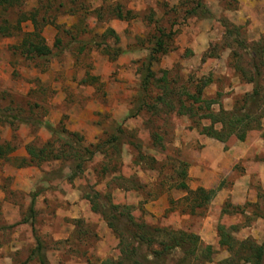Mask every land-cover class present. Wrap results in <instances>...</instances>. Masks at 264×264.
Segmentation results:
<instances>
[{"label":"rangeland","instance_id":"374dc122","mask_svg":"<svg viewBox=\"0 0 264 264\" xmlns=\"http://www.w3.org/2000/svg\"><path fill=\"white\" fill-rule=\"evenodd\" d=\"M118 11L131 16L118 19ZM0 27L10 34L0 35V111L76 133L89 152L100 147L81 155L82 170L69 180L66 164L19 166L26 144L52 139L45 128L0 120V145L9 147L0 157V264H37L28 258L33 232L47 264L120 260L116 232L123 220L115 228L90 210L86 195L101 208L129 207L136 223L165 230L159 240L167 232L196 236L213 251L201 264L231 258L217 245V226L264 251V115L243 141L218 142L198 134L208 123L195 106L192 118L176 113L200 78L210 80L201 97L215 100L214 113L231 111L250 92V63L264 61V0H20L0 7ZM32 31L50 49L47 59L16 50ZM150 54L153 77L142 104L138 70ZM260 74L263 93L264 69ZM162 87L165 105L154 99ZM111 136L118 152L102 145ZM179 181L190 192L219 189L193 207ZM142 258L136 257L143 264ZM183 258L175 254L171 264H200Z\"/></svg>","mask_w":264,"mask_h":264},{"label":"trees","instance_id":"16d2710c","mask_svg":"<svg viewBox=\"0 0 264 264\" xmlns=\"http://www.w3.org/2000/svg\"><path fill=\"white\" fill-rule=\"evenodd\" d=\"M20 0H0V7L11 8L17 6ZM131 14L125 12L121 14L119 11L116 14L118 19L126 20L129 19ZM31 21H34L33 17H30ZM25 20L22 18L21 21ZM0 35L8 36L6 28L0 27ZM157 39V38H156ZM155 39V49L153 53H158L160 50V38ZM16 50L26 59H47L51 55L50 49L43 44L39 32H31L23 37L19 44L16 46ZM262 52V51H261ZM116 54V53H115ZM258 54V53H257ZM255 57L256 52L252 53ZM257 57V55H256ZM255 57V58H256ZM261 55L259 56V58ZM155 57L151 54L144 60L140 66L139 71V94H143L142 104L144 99L148 98V85L150 83L152 72L150 66L154 62ZM250 70L252 71L250 78L247 83L252 85L249 93L243 94L240 99L234 103L231 111H223L218 109L217 112H212L210 106L215 104V100L204 99L201 97L202 89L210 82L209 78H200L195 87L193 94H185V100L188 103L185 106L182 102H178L177 111L178 114L187 115L192 118L191 112L193 111L192 106H195V110L202 111L201 118H204L208 125L202 126L198 129V134L212 138L218 142H225L230 137L235 138L238 141H243L246 134L251 130H257L260 128V120L264 115V90L262 93V77L260 72L264 69V61L254 59V62L250 63ZM162 91V92H161ZM169 94L165 87L160 89L159 96L157 99L158 103L165 105L166 96ZM239 101V102H238ZM137 110L142 107L137 106ZM136 113V112H135ZM0 120L6 123L20 122L30 125L42 126L52 136L50 141H47L40 147H35L32 144H26L24 146V152L26 157L19 159V166L39 165L42 163H59L66 164L67 168L70 169V173L67 179L72 180L76 178L78 172H81V165L84 161L80 162L82 154L89 157L93 155L92 152L99 150V145L89 152L88 149L82 148L79 144L80 138L76 133H69L63 130L61 127L59 130L53 129L48 123L40 120H35L30 123V120L10 113L0 111ZM115 131L122 133L119 127H115ZM155 137V136H152ZM117 137L111 136L109 140H106L102 145L109 146L113 151L118 152V146L112 145L111 143L116 142ZM70 142V143H68ZM72 142H76L74 147L71 145ZM101 145V146H102ZM8 144L0 145V157L4 155V151ZM116 152V153H117ZM140 161L144 160L143 157L139 156ZM178 175L185 176V172L181 169ZM176 188L186 191L190 194V201L193 203V207H202L206 205L214 196L215 192L219 189L204 190L202 188H196L193 192L187 191V186L182 182L176 184ZM34 196L31 197L28 212L32 214ZM90 205L92 212L98 213L102 218L113 221L115 227L116 221H122V229L116 232L118 237V247L121 259L118 261H102L99 264H142L136 257L139 255L143 260V264H171V257L175 254H182L183 259L188 257L198 263H204L211 261L212 248L209 245L200 247L199 240L196 236L185 234L183 232H167V239L162 241L159 240L157 234L165 232L160 229H149L142 223H136L133 217L130 215L129 207L124 205H113L107 203L104 208L97 205L90 196H85ZM186 201V198H184ZM121 219V220H120ZM124 224V225H123ZM108 225L111 224L108 222ZM112 227V225H111ZM116 228V227H115ZM229 230V229H228ZM34 236V246L30 250L29 259H34L37 264H47L45 256L43 255V246L39 241V238ZM217 245L223 248L230 254L229 262L223 260L222 264H264V251L261 245L253 246L250 245L249 240L236 241L234 240L228 231L222 226L216 227ZM140 251L142 255H140ZM173 259V258H172ZM180 264L183 261L179 262Z\"/></svg>","mask_w":264,"mask_h":264}]
</instances>
